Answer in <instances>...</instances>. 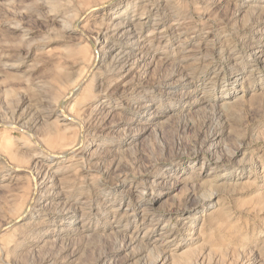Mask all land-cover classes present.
I'll return each instance as SVG.
<instances>
[{"label":"rangeland","instance_id":"obj_1","mask_svg":"<svg viewBox=\"0 0 264 264\" xmlns=\"http://www.w3.org/2000/svg\"><path fill=\"white\" fill-rule=\"evenodd\" d=\"M0 264H264V0H0Z\"/></svg>","mask_w":264,"mask_h":264},{"label":"bare ground","instance_id":"obj_2","mask_svg":"<svg viewBox=\"0 0 264 264\" xmlns=\"http://www.w3.org/2000/svg\"><path fill=\"white\" fill-rule=\"evenodd\" d=\"M124 54V53H123ZM120 55V54H119ZM117 58V57H116ZM60 112L62 113V110H60ZM63 119L64 120H68V117H64L63 116ZM36 144V143H35ZM37 145V147H39L40 149L42 148L39 144H36ZM42 150V149H41Z\"/></svg>","mask_w":264,"mask_h":264}]
</instances>
